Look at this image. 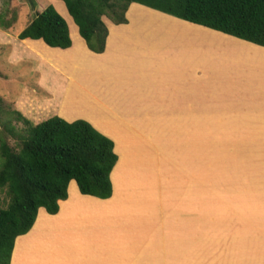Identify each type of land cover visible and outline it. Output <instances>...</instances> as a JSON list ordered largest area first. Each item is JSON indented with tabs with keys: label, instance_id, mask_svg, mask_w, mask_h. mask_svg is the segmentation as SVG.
Wrapping results in <instances>:
<instances>
[{
	"label": "rangeland",
	"instance_id": "obj_1",
	"mask_svg": "<svg viewBox=\"0 0 264 264\" xmlns=\"http://www.w3.org/2000/svg\"><path fill=\"white\" fill-rule=\"evenodd\" d=\"M31 1L32 6L29 0H0V23L8 27L0 28L1 102L32 125L51 116L67 122L83 116L93 119L98 111L87 105L86 96L73 81L80 84V76L75 74L66 86L64 74L41 63L16 39L18 31L35 13L51 5L65 22L72 49L79 48L75 26L60 0ZM157 14L161 15L147 8L129 10L130 35L138 39L132 41L135 46H144L146 37L153 51L184 53L187 66L195 58L201 62L202 77L216 80L220 76L221 82L217 89L203 88L202 108H187L186 114L190 116L186 115L184 122H169L175 118L162 117L163 113L168 115L166 111L162 113L163 109L128 108L139 117L131 113L127 120L133 123L121 125L113 121L110 110H104V127L118 137L114 144L120 155V179L114 174L111 180L114 202L121 199L124 211L130 206L125 202H136V198H131L134 191L147 197L150 188L146 204L150 215L152 191L155 195V187H151L159 181L164 203L163 210L154 212L155 226L160 222L164 228L169 224L200 229L203 256H208L207 260L212 256V262L203 261L204 264H264V71H254L251 62L247 63L245 74V68L231 59V51L209 38H223L219 33L168 18L164 20L195 28L198 34L179 27L162 29L154 20L153 15ZM35 43L37 53L65 71L70 54L65 50L55 52L58 50L39 41ZM251 78L261 88L254 89ZM12 124L20 127L19 123ZM137 131L141 136L135 134ZM122 132H127L123 139ZM119 189L131 193L120 197ZM3 200L0 193V203ZM144 206L134 205L135 210L128 215H143L138 209L141 211Z\"/></svg>",
	"mask_w": 264,
	"mask_h": 264
},
{
	"label": "crops",
	"instance_id": "obj_2",
	"mask_svg": "<svg viewBox=\"0 0 264 264\" xmlns=\"http://www.w3.org/2000/svg\"><path fill=\"white\" fill-rule=\"evenodd\" d=\"M131 8L135 11L144 9L140 5L129 4L124 14L126 22L122 25H112L107 20H102L106 36L103 51L100 54L89 52L79 37H75V42L79 44L78 49H72L71 40L66 49L51 48L58 50L55 52L65 50L70 54V60L65 64L63 72L52 60L45 59L43 55L37 53L33 44L39 40H19L22 46L28 48L41 63L48 64L47 66L55 73L64 74L66 86L72 81V77H76L75 74L77 78L80 76V84L73 80L78 85L76 88L86 96L84 98L87 105L91 109H96L98 115H95L93 119L79 117V120L85 121L96 132L112 142V152L116 161L108 175L111 192L107 199L100 200L80 195L73 181L70 180L66 186L65 199L57 202L56 213L47 215L38 208L29 230L13 240L8 264H204L206 261L212 262L211 255L209 260H207L208 256H203L200 229L175 228L170 227L169 224L167 228H164V224L160 227V222L155 226L157 216L154 212L163 210L164 203L161 200L164 196L161 194L159 181L151 187H155V195L152 191L150 204L153 212L150 215L146 205L147 197L151 192L150 188L147 191V197H142L134 191L131 198H136V202L132 200L125 202L130 206L124 211L125 205H122L121 199L114 202L115 191L112 192L111 180L114 174H118L120 179L121 167L117 166L120 164V155L116 152L114 144V139L118 137L112 130L110 132V129L104 127L105 120L101 117L106 114L104 110H110L113 121L121 125L129 126L128 123H133L127 120L131 113L134 117H139L138 113H130L128 108H145L153 111L163 109L162 113L166 111L168 115L165 116L163 113L162 117L175 118L169 122H184L186 117L190 116V113L186 114L187 108H202L203 88L213 89L216 86L217 89L221 82L220 76L216 80L202 77L201 62H196L195 58H193L194 63L187 66L184 53L181 55L174 51L166 53L153 51L152 47L148 46L150 40L146 37H144V46H135L136 42L132 41L138 39L130 35L127 20V14ZM137 13L144 16L142 13ZM161 15H153L156 17L153 19L160 28L174 30L175 27H179L195 35L198 34L195 28L182 27L180 24H175L173 21L166 22L164 19L168 18L180 23L183 21ZM189 25L195 27V25ZM220 35L224 39L215 36L209 38H214L215 43H220L226 50H230L233 54H230L231 59L233 58L235 64L239 62L237 65H242L243 70L245 68V74L248 73L247 63L251 62L257 65L251 63L254 71H264V46H255ZM242 76L239 77L242 78ZM39 77L38 75L37 79ZM253 80L256 81L251 78L250 82L254 89L261 88L259 84H254ZM46 96L45 94L44 97ZM114 110L118 111L113 113ZM71 121L73 120L68 122ZM126 133L122 132V139L125 138ZM135 134L138 137L141 136L138 131ZM114 187L116 190L115 184ZM130 193L128 190L120 189L117 192L120 197ZM134 205H145L141 211L138 209L139 212H143V215H128L135 210ZM159 218L164 219V215ZM106 223L110 226L107 227Z\"/></svg>",
	"mask_w": 264,
	"mask_h": 264
},
{
	"label": "trees",
	"instance_id": "obj_3",
	"mask_svg": "<svg viewBox=\"0 0 264 264\" xmlns=\"http://www.w3.org/2000/svg\"><path fill=\"white\" fill-rule=\"evenodd\" d=\"M85 48L103 51L106 29L125 24L129 4L264 46V0H60ZM29 5L33 3L29 0ZM1 21V20H0ZM1 30L7 24L0 23ZM48 48L70 45L63 19L51 5L35 13L16 34ZM19 123L20 127L12 124ZM112 142L83 120L65 122L51 116L31 124L0 99V264H8L13 240L31 227L38 208L54 215L73 181L80 195L110 196L109 172L115 164Z\"/></svg>",
	"mask_w": 264,
	"mask_h": 264
}]
</instances>
